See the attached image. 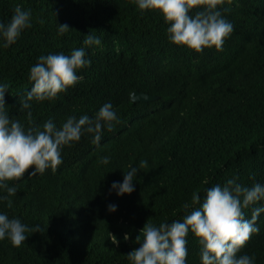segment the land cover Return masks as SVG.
Segmentation results:
<instances>
[{
  "label": "trees",
  "instance_id": "16d2710c",
  "mask_svg": "<svg viewBox=\"0 0 264 264\" xmlns=\"http://www.w3.org/2000/svg\"><path fill=\"white\" fill-rule=\"evenodd\" d=\"M16 4L31 10V27L0 48L10 117L26 129L49 118L59 126L110 101L119 122L104 130L99 145L86 134L64 146L56 172L28 178L30 167L21 180L8 181L17 191L10 206L0 201V211L39 228L19 247L0 240V264H129L126 254L139 247L145 222L181 219L194 191L202 196L233 176L245 186L264 184V0H225L220 10L234 31L223 50L199 53L170 44L159 13L141 14L132 0H0V21L8 22ZM57 24L70 30L57 36ZM88 32L102 43L86 49L91 63L78 71L81 79L52 101L33 102L29 122L27 110L18 111L31 87L29 68L40 55L83 46ZM132 91L157 100L131 103ZM105 155L107 165L100 163ZM141 160L148 163L134 177L135 190L110 192ZM261 204L245 209V218ZM256 224L260 231L238 255L264 264V213ZM186 239L187 264H201L197 240L191 233Z\"/></svg>",
  "mask_w": 264,
  "mask_h": 264
},
{
  "label": "clouds",
  "instance_id": "9594fccd",
  "mask_svg": "<svg viewBox=\"0 0 264 264\" xmlns=\"http://www.w3.org/2000/svg\"><path fill=\"white\" fill-rule=\"evenodd\" d=\"M141 14L157 12L167 24V40L170 44L184 46L199 53L206 48L223 50L225 39L234 31L233 24L220 10L225 0H132ZM193 9H199L193 13ZM43 22V21H41ZM57 36L70 30L66 24H57ZM31 27V10L16 4L7 23L0 21V48L14 44L22 31ZM83 46L73 48L69 54L49 53L40 55L29 68V90L21 98L18 111H26L31 122L33 102L52 101L62 92L75 85L81 76L78 71L90 65L86 49L101 46L99 35L88 32L84 35ZM8 85L0 83V201L11 202L9 197L17 188L8 181H19L26 170L28 178L53 173L62 163L61 149L72 146L88 135L93 145H99L104 130L112 131L119 122V116L109 101L104 103L92 116L88 114L69 115L57 126L51 118L38 128H25L18 119H12L6 109L5 93ZM110 157H101L100 163L107 165ZM141 160L138 166H128L122 181H113L109 191L117 196L130 194L135 190L134 177L140 168L147 165ZM264 201V184L245 186L233 176L223 185L208 187L201 196L193 192L189 201L182 205L181 219L161 221L158 225L145 222L136 236L138 248L126 254L129 264H187L186 256L189 233L199 244L201 264H255V257L240 254L252 234L260 231L256 221L264 213V204L254 207L250 219L244 210L257 202ZM116 204L107 205L108 212H115ZM39 225L31 229L19 218H9L0 211V240L8 239L13 247H19L26 240L28 231L36 232ZM112 243H118L108 233ZM128 239V234L123 236Z\"/></svg>",
  "mask_w": 264,
  "mask_h": 264
},
{
  "label": "water",
  "instance_id": "95a60500",
  "mask_svg": "<svg viewBox=\"0 0 264 264\" xmlns=\"http://www.w3.org/2000/svg\"><path fill=\"white\" fill-rule=\"evenodd\" d=\"M154 100H157V97L149 95L145 92L132 91L130 94L131 103L150 102Z\"/></svg>",
  "mask_w": 264,
  "mask_h": 264
}]
</instances>
